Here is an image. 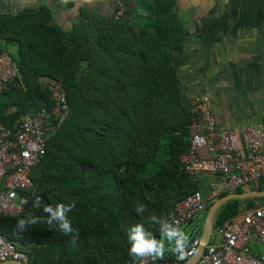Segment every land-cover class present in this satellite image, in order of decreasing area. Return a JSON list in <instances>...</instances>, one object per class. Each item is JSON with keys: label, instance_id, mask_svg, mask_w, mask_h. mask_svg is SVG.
Listing matches in <instances>:
<instances>
[{"label": "trees", "instance_id": "16d2710c", "mask_svg": "<svg viewBox=\"0 0 264 264\" xmlns=\"http://www.w3.org/2000/svg\"><path fill=\"white\" fill-rule=\"evenodd\" d=\"M144 2L149 8L139 13L137 26L83 9L81 19L65 29L44 4L0 12V53L17 47L9 53L22 81L0 92V125L13 128L21 115L52 114L47 151L33 171L35 186L25 193L24 211L0 214V233L28 255V264H132L131 227L143 224L162 238L151 217L168 220L177 202L200 190L180 163L192 121L174 65L185 44L184 26L175 0ZM44 78L65 92L63 120L53 114L56 101ZM251 189H264V177L234 192ZM60 203L75 204L69 213L80 230L75 245L47 224L15 231L18 219L43 216L44 206ZM141 204L146 211L137 214ZM263 204L264 197L231 199L220 207L215 229ZM167 260L166 251L156 263Z\"/></svg>", "mask_w": 264, "mask_h": 264}, {"label": "built area", "instance_id": "2783aa9c", "mask_svg": "<svg viewBox=\"0 0 264 264\" xmlns=\"http://www.w3.org/2000/svg\"><path fill=\"white\" fill-rule=\"evenodd\" d=\"M122 14L119 11L116 17ZM16 78L21 79V76L14 58L7 51L1 52L0 92ZM47 84L56 101L53 114L62 116L63 120L67 103L65 92L58 83ZM191 107L190 145L180 155L181 169L195 181L201 173L221 175L223 181L212 185L211 199L225 191V187L233 190L264 177V124L259 128L247 124L239 131L218 126L212 98L207 92L196 96ZM51 116L44 110L35 116L21 115L13 128L0 125V214L17 215L24 211L26 203L21 201L27 200L25 193L34 188L33 171L47 151V123ZM202 150L209 156H203ZM206 207L202 193L196 191L177 202L167 221L180 227ZM217 231L219 241L211 242L195 264H264V254L251 249L254 243L264 245V205L235 214ZM199 245L200 238L194 239L183 258L178 255L174 262L164 264L183 263L196 253ZM8 260L29 263L28 255L0 233V263ZM145 264L153 262L149 259Z\"/></svg>", "mask_w": 264, "mask_h": 264}, {"label": "crops", "instance_id": "0c3cea01", "mask_svg": "<svg viewBox=\"0 0 264 264\" xmlns=\"http://www.w3.org/2000/svg\"><path fill=\"white\" fill-rule=\"evenodd\" d=\"M150 0H0V12L16 13L23 8L47 5L55 21L71 29L89 9L103 16H115L119 9L131 25L147 14ZM175 11L185 30V44L175 52L184 102L202 93H210L217 124L239 131L247 124H264V0H175ZM119 18V19H120ZM138 19V20H137ZM137 20V21H136ZM46 83L55 82L44 78ZM59 84V83H58ZM203 156L208 152L201 151ZM209 183L223 181L221 175L201 173ZM225 191H230L226 189ZM210 206V205H209ZM251 249L264 254V245Z\"/></svg>", "mask_w": 264, "mask_h": 264}, {"label": "clouds", "instance_id": "9594fccd", "mask_svg": "<svg viewBox=\"0 0 264 264\" xmlns=\"http://www.w3.org/2000/svg\"><path fill=\"white\" fill-rule=\"evenodd\" d=\"M22 204L27 200H22ZM75 204H57L55 206L46 205L43 207V216H28L18 219L15 225L17 233H24L30 226L36 224H47L49 229L58 228L65 236H71L73 245L79 240L80 230L74 228L69 218V213L73 210ZM146 211L144 205H138L135 208L137 214ZM151 221L159 224L161 239H157L151 231L145 229L143 224H135L131 227L128 235L130 242L129 256L133 259L134 264H145L147 260H151L153 264L157 260H163L166 252V242L172 246V250L184 257L186 249L190 245V236L174 223L168 222L166 219L158 218L153 215Z\"/></svg>", "mask_w": 264, "mask_h": 264}, {"label": "water", "instance_id": "95a60500", "mask_svg": "<svg viewBox=\"0 0 264 264\" xmlns=\"http://www.w3.org/2000/svg\"><path fill=\"white\" fill-rule=\"evenodd\" d=\"M72 1H78V0H72ZM21 84H22L21 79L16 78L13 79L11 82L7 83L6 88H10L14 85H21ZM263 197H264V189H251L242 192L228 193L217 199L214 203H212L207 211V215L203 224L202 234L200 236V245L198 246L196 253L181 264H195L199 260V258L205 251L206 247L211 242V237L215 230V219L220 207L224 203L230 201L231 199L244 200V199L263 198ZM157 239L159 240L161 238H157ZM168 247L169 248L171 247V249L167 251L170 258L173 260L176 259L179 254L172 250L171 245ZM0 264H24V263L22 261L8 260Z\"/></svg>", "mask_w": 264, "mask_h": 264}, {"label": "rangeland", "instance_id": "374dc122", "mask_svg": "<svg viewBox=\"0 0 264 264\" xmlns=\"http://www.w3.org/2000/svg\"><path fill=\"white\" fill-rule=\"evenodd\" d=\"M45 5V4H44ZM40 6H42V5H40ZM39 6V7H40ZM121 12V14L122 13H124V10L123 9H119L115 14H117L118 12ZM138 12H141L142 13V9L141 8H139L138 9ZM118 19V18H117ZM138 20V19H137ZM136 20V21H137ZM142 21H144V20H142ZM135 26H137V25H135ZM7 50L11 53V54H15L16 53V51H17V47L16 46H12V45H10L8 48H7ZM203 94V93H202ZM200 95V94H199ZM193 101V100H192ZM67 108H68V105H67V103H66V108L64 109L66 112H67ZM208 174H210V173H208ZM200 175V174H199ZM198 175V176H199ZM196 181H198V177H197V180ZM198 184H199V188H200V190H197V191H200L201 193H202V195H203V198L206 200L207 199V196H206V192H208L209 191V189H208V187H209V183L207 182V181H204L203 180V178H201V180L198 182ZM214 183H211V188H210V193H211V190H212V185H213ZM253 184V183H252ZM252 184H250L249 186H251ZM237 189V188H236ZM236 189H231L230 191H235ZM196 192V191H195ZM223 192H225V191H223ZM230 193H232V192H230ZM210 195V194H209ZM213 199V198H212ZM210 200V199H209ZM206 202H207V207H206V209L204 210V211H202V212H200V213H197L196 214V216H195V218L193 219V220H191V221H189V222H187V223H185V224H183V225H181L180 226V228L183 230V231H185V232H187L188 234H189V236H190V238L191 237H193V236H195V235H197L198 237L197 238H200V236H201V234L202 233H200L201 232V228H202V230H203V224H204V221H205V218H206V215H207V212L206 211H208V209H209V205L210 204H208V201L206 200ZM209 203H210V201H209ZM214 203V202H213ZM264 205V204H263ZM259 206H262V205H259ZM253 207H256V206H253ZM252 208V207H251ZM250 209V208H249ZM193 221V222H192ZM192 222V223H191ZM218 229V228H217ZM217 229H215L214 230V233H213V235H212V237H211V242H216V241H219V239H220V234L218 233V231H217ZM217 231V232H216ZM210 242V243H211ZM165 246H166V251H168L169 249H171V247L169 248L168 246H170L169 244H167V242H166V244H165ZM178 258V257H177ZM176 258V259H177ZM175 260V259H174ZM174 260L172 259L171 260V262H174ZM167 261H170V260H167ZM185 262V261H184ZM156 263V262H155ZM157 264V263H156ZM162 264H164V263H162Z\"/></svg>", "mask_w": 264, "mask_h": 264}]
</instances>
